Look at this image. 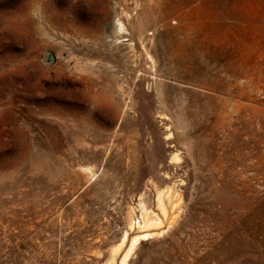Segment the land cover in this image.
Returning a JSON list of instances; mask_svg holds the SVG:
<instances>
[{"label":"rangeland","instance_id":"obj_1","mask_svg":"<svg viewBox=\"0 0 264 264\" xmlns=\"http://www.w3.org/2000/svg\"><path fill=\"white\" fill-rule=\"evenodd\" d=\"M147 217L127 264H264V0H0V264Z\"/></svg>","mask_w":264,"mask_h":264},{"label":"bare ground","instance_id":"obj_2","mask_svg":"<svg viewBox=\"0 0 264 264\" xmlns=\"http://www.w3.org/2000/svg\"><path fill=\"white\" fill-rule=\"evenodd\" d=\"M121 31H123V29H121ZM159 201H160V204L162 206V209H164L163 208L164 207L163 206L164 205V203H163L164 200H162V198H161ZM147 215H148V213H147ZM145 219L146 220L143 222V224H139L138 225V229L140 230V232H138L139 235H137L136 237H134L132 239L130 247H129L126 255L123 257V259H122L120 264H127L130 255L135 250V247L138 245L139 241L150 239L152 236L155 235V233L153 232L154 230H152V229L161 226L160 222L157 221V220H150L148 217L145 218ZM127 235L124 238L123 244H125L126 241H127V237H128ZM114 262H115V259L111 262V264H114Z\"/></svg>","mask_w":264,"mask_h":264},{"label":"water","instance_id":"obj_3","mask_svg":"<svg viewBox=\"0 0 264 264\" xmlns=\"http://www.w3.org/2000/svg\"><path fill=\"white\" fill-rule=\"evenodd\" d=\"M55 56L53 53H48L45 60V65H51L55 62Z\"/></svg>","mask_w":264,"mask_h":264},{"label":"trees","instance_id":"obj_4","mask_svg":"<svg viewBox=\"0 0 264 264\" xmlns=\"http://www.w3.org/2000/svg\"><path fill=\"white\" fill-rule=\"evenodd\" d=\"M170 248V247H169ZM173 247L170 248V250H172Z\"/></svg>","mask_w":264,"mask_h":264}]
</instances>
